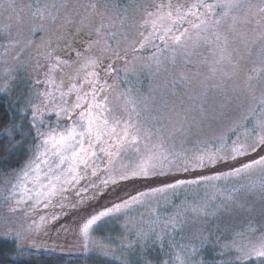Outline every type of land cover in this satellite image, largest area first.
Returning a JSON list of instances; mask_svg holds the SVG:
<instances>
[{"label": "rangeland", "instance_id": "rangeland-1", "mask_svg": "<svg viewBox=\"0 0 264 264\" xmlns=\"http://www.w3.org/2000/svg\"><path fill=\"white\" fill-rule=\"evenodd\" d=\"M138 2L150 4L159 0H0V99L8 105L15 128L11 134L4 131L1 136L12 138L19 134L21 138L15 147L28 153L27 159L18 168L0 175V240L14 247V258L43 256L51 260L52 264H261L255 255L248 257L244 254L253 246H259L264 239V191L261 190L264 169L260 168L241 177L217 182V188L200 186L157 194L151 197L146 206L135 208L126 216L118 214L102 218L90 229L88 247H84L82 225L90 215L111 206L103 199L108 188L102 187L99 193L89 188L83 203H78L80 197L69 192L63 207L56 203L60 199L58 196L48 207L29 202L21 203L18 211L10 210L16 206L13 198L15 184L31 186L29 182L36 175L27 167L35 163V144L38 143L30 124L33 105L41 103L38 94L46 88L43 81L51 62L47 58L49 52L68 61L62 65V70L55 73L58 82L64 81V87L70 82H78L72 79L76 73L83 77L91 71L83 67L84 59L89 56L99 58L103 64L111 63L114 67L124 69L114 80L108 78L109 84H114V87L102 95H107L109 104L116 110L124 107L122 93H130L132 98L143 101L137 107V111L142 110L139 121L151 128L153 133L163 125V121H157L155 117L160 114L171 116L173 109L182 112L192 106L188 97L200 90L198 82L203 79L202 74L207 72L201 60L207 57L211 62L210 48L201 46L196 49L188 58L192 63L178 57L175 64L164 63L159 69L155 65L151 69L142 68L141 63L144 61L125 66V52L131 60L133 55L149 57L153 50L132 53L127 47L129 40L139 39V32L126 39L119 36L115 40L110 39L111 31L119 33L124 30L117 23L118 17L109 18L113 11L122 13L130 4ZM182 2L192 3L194 0ZM45 3L56 4L55 21L39 18L37 10ZM92 3L98 5V11L105 12L103 19L92 10ZM105 3L113 7L106 10L103 8ZM251 3L258 4L259 0H251ZM9 4L13 6L9 7ZM62 4L63 8L60 7ZM116 5L119 7L116 8ZM222 11L217 10V18ZM102 23L107 27L101 28ZM231 23L229 17L221 24V31L227 33ZM37 25H43L44 30L33 31ZM237 27L240 31L249 32L252 25L239 24ZM6 28L10 35L3 31ZM97 29H100L101 36H97ZM97 40L99 43H94ZM112 48L119 49L120 57L112 53ZM230 48L243 51L238 39L231 42ZM77 52L81 55L77 56ZM253 52H256L255 48ZM254 60L255 56L247 61L245 72L254 66ZM255 66H259L258 61ZM194 72L201 75L193 78ZM182 75L187 76L188 81L174 84L173 81L179 82ZM47 87L55 92L51 86ZM219 99L215 93H210L207 103L216 105ZM55 102L60 103L58 92ZM249 103L243 99L234 101L225 110V116L209 120L185 134H173L174 130L168 127L163 134L165 146L177 154L190 155L197 148L223 146L216 143V137L221 134H225L226 140L239 137L241 141L247 139L251 142L257 134H264V130L256 128L257 121L264 119V112L257 110L249 113ZM165 105L168 107L165 108ZM245 116L247 119H244ZM133 119H136L135 113ZM234 121L241 122L235 134L228 131ZM49 125L63 130L65 122L63 117L58 121L54 115H45L41 131H47ZM156 139L154 134L149 146ZM204 142H208L207 145ZM140 147L142 151L145 150L144 142ZM262 154L264 148L227 163L221 162H232L231 166L223 167L217 163L204 172L210 175L217 171H230L232 167H239ZM136 158V154L131 155L132 160ZM121 159L124 164L131 162L128 158ZM97 167L103 168V165L97 162ZM24 171H29L27 180L21 179ZM198 174L199 170L181 176L192 178ZM171 180L172 177H157L142 188L141 184H145V180L141 183L136 181L122 187L120 191L128 193L126 199L139 190L162 187L164 182ZM82 183L86 184L87 181ZM17 191L22 193L23 188ZM226 197L229 198L227 209L223 206ZM203 204L208 205V214L197 215L193 209ZM174 220L183 222L172 227L170 222Z\"/></svg>", "mask_w": 264, "mask_h": 264}, {"label": "snow or ice", "instance_id": "snow-or-ice-1", "mask_svg": "<svg viewBox=\"0 0 264 264\" xmlns=\"http://www.w3.org/2000/svg\"><path fill=\"white\" fill-rule=\"evenodd\" d=\"M9 4V7H12ZM61 8L64 5H60ZM96 14L102 19L104 11H98V5H90ZM113 6L105 3L104 9ZM119 6L116 5V8ZM217 10H223L217 18ZM255 10V11H254ZM40 19H56L57 6L55 3H45L37 10ZM243 12L241 16L240 13ZM118 17L117 23L124 31H111L109 38L117 39L119 36L126 39L129 35L135 36L139 32V39L129 40L127 47L132 53H143L153 50L152 55L143 57L133 55L131 60L125 52L123 60L125 66L144 61L141 67L151 69L154 65L159 69L164 63L175 64L178 57H183L187 63H192L188 58L201 46L211 50V62L207 57L202 58L201 63L207 67V72L202 74L203 79L198 82L199 92L188 97L191 107L182 112L173 109V115L160 114L154 119L163 121V125L153 133L151 128L140 123L141 111H137L138 101L132 98L130 93H122L124 98L123 109H114L108 101L107 95H102L114 87L109 84L108 78L115 77L124 71L114 67L111 63L103 64L99 58L86 57L83 61L84 68L91 71L80 77L76 73L73 80L64 87V81L55 76L67 60L48 53V64L45 73V91L38 94L40 104H34L32 108V122L30 127L34 130L37 151L35 163L27 167L34 172L35 178L28 184H15L13 188L15 207L10 210L18 211L21 203L34 202L51 205L56 197L57 204L63 207V201L68 199L67 193H74L80 197L78 203H83V197L94 189L97 193L100 189L108 188L130 180H151L157 177H172L171 182H164L162 187L149 190H139L130 194L128 198H121L109 207L103 208L96 214L90 215L83 223L81 232L84 237V247H88L90 229L97 225L102 218L122 214L128 215L135 208L146 206L151 197L167 192L175 193L192 187L209 186L217 188V182H225L233 177H241L254 169H264V154L249 162L242 163L239 167H232L230 171H217L212 174L204 172L213 168L217 163H227L242 156L255 153L264 148V134H257L255 139L248 142L226 140L225 134L216 137V143L223 145L209 149L197 148L191 154H177L170 151L164 143L163 134L168 127L175 133L185 134L193 128L203 125L209 120H216L218 116H225L226 109L234 101L248 100L247 111L255 113L257 110L264 112V0L258 4L251 0H194L185 3L182 0H159L155 3L138 2L130 4L122 13L112 12V17ZM231 18L228 32L221 31V24ZM239 24L252 25L249 32L240 31ZM101 28H106L101 24ZM43 31V25H37L33 31ZM8 35L7 28L3 30ZM97 36H101L97 29ZM231 34V35H230ZM238 39L243 51L239 48H230L233 40ZM99 43V40L94 41ZM256 52H253V49ZM112 53L120 57L118 48H112ZM239 53V54H237ZM77 56L81 53L77 52ZM253 61V67L245 72L244 67L248 60ZM258 61V67L256 62ZM201 75L194 72L193 78ZM188 77L182 75L180 81L174 84L188 81ZM39 82V81H38ZM88 87L85 88L84 86ZM51 86L54 91H51ZM59 93L60 103L55 102V94ZM210 93H215L220 99L218 104H208ZM255 102V103H251ZM52 105V107H49ZM239 106V105H237ZM168 106L165 105V108ZM135 113L136 119H133ZM55 116L58 121L61 117L65 122L63 130L51 125L47 131H41L44 127V117ZM126 116V118H125ZM247 119V116L244 117ZM241 126L240 121H234L228 131L233 134ZM257 129L264 130V119L256 123ZM15 130L14 121L4 125V131L11 134ZM157 139L149 146L153 135ZM144 142L145 150H141ZM207 145L208 142H204ZM42 149L43 151H40ZM136 154L135 160L131 155ZM128 158L131 162L124 164L121 158ZM119 161V163H118ZM97 162L103 168L97 167ZM199 170V174L188 178L182 177L183 173H193ZM29 171H24L21 179L27 180ZM87 181V183H82ZM99 181V183H97ZM23 188V192L17 191ZM264 191V185L261 186ZM23 197V198H21ZM228 197L223 206L227 209ZM197 215L208 214V205L203 204L193 209ZM55 218V216H53ZM182 220L170 222L172 227ZM143 237V233L140 234ZM246 256H256L261 264H264V239L259 246H253L244 253Z\"/></svg>", "mask_w": 264, "mask_h": 264}, {"label": "trees", "instance_id": "trees-1", "mask_svg": "<svg viewBox=\"0 0 264 264\" xmlns=\"http://www.w3.org/2000/svg\"><path fill=\"white\" fill-rule=\"evenodd\" d=\"M11 123L12 116L8 105L0 99V175L7 174L8 172L18 168L27 159L28 156L26 150L19 147H15L16 143L21 138L19 134L14 135L12 138L1 136V134L4 132V125H9ZM220 165H222L223 167L231 166L232 162H229L228 164L220 163ZM136 181L139 183L142 182V180H130L115 186L108 187V191L106 194H104L103 199L108 202L107 204H112L114 202L119 201L121 198L127 197L128 193L123 194L124 192L120 191L121 188L126 186L127 184H134L136 183ZM148 181L149 180H145V184H141L142 186L140 188L149 185L148 183L150 182ZM7 243L5 242V240H0V264H52L51 260H46L48 258L43 256H32L28 259L14 258V247L8 246Z\"/></svg>", "mask_w": 264, "mask_h": 264}]
</instances>
